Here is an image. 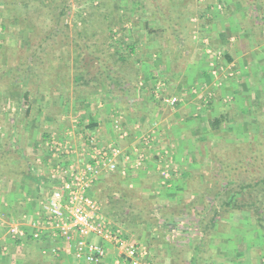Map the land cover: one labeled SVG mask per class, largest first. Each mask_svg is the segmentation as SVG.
Returning <instances> with one entry per match:
<instances>
[{
    "label": "crops",
    "instance_id": "0c3cea01",
    "mask_svg": "<svg viewBox=\"0 0 264 264\" xmlns=\"http://www.w3.org/2000/svg\"><path fill=\"white\" fill-rule=\"evenodd\" d=\"M223 1L228 6L225 5L226 9L220 18L229 23L223 25L222 31L227 32L221 31L213 38V25L207 26L205 32L212 35L211 44L214 47H210L211 50H215L218 45L225 49V54L222 52L223 55L217 59L218 64L212 67L211 54L207 53L209 57L201 59L194 52L188 64L181 68L167 66V69L161 71L155 65H142L135 88L129 96L127 92L121 96L110 95L102 85L94 89L80 85L77 87L71 75L67 77V87L62 89L64 94L52 87L51 91L46 90L39 96V75L38 79L28 77V82H31L22 84L20 74L25 72L21 68H13L7 64L0 66V264H87L72 256L66 250V245L50 237L43 227L38 238L32 237L39 230L32 223L43 217L40 201L51 191L48 177L52 163L49 162L51 160L47 151L44 152L45 148H42L46 137L54 135L78 150L88 137H92L101 146L117 144L124 150L136 147L145 155L143 167L147 173L160 171L159 162L163 157H168L167 154L171 152L174 156L184 150L188 152V137L196 139L205 135V123L208 124L215 114L222 113L218 109L223 105V100L226 101L223 95L234 98L232 101L236 106L229 112L232 111L235 120L240 121L235 125L244 121L235 128V133L238 129L237 135L247 137L248 131L242 128L243 124L255 120L256 115L252 113L258 111L256 104H264V0H258L254 5L252 2L246 4L245 0ZM256 8L261 10L263 20L262 16H252L257 12ZM230 9L237 11L232 13ZM236 15L241 16L243 26L234 21ZM4 24L0 23V30L3 28V33H0V53L10 56L8 45L13 40V35L4 33ZM226 55L233 62L238 75L228 80L225 78L223 84L217 81L212 70L215 68L219 73L222 65L225 69L231 68L228 64L231 62L224 58ZM229 71L234 76V69ZM158 76L165 79L163 93L179 98L174 107L162 105L154 97L153 82ZM23 77L27 80V76ZM31 84L34 85L33 93ZM206 88L215 89L213 100L210 98L212 96H207L211 95V90ZM202 99L209 103L213 101L211 110L209 105L204 107ZM63 104L65 107L62 109L58 107ZM17 105L26 109L34 106L37 111L39 106H47V109L43 110L40 118L39 112H35L30 119L27 117L31 111L27 110V120L20 119L19 122L14 113ZM48 106L54 107L49 110ZM54 118L56 120L53 122ZM117 121L127 134L124 138H118ZM39 124H44L45 130L39 131ZM16 145L21 148L22 155L30 160V167L25 171L18 170L16 162L11 165L14 162L10 161V151ZM70 160L75 162L74 156ZM172 171L173 168L170 169V178L173 177ZM11 227L24 230L26 235L12 237L9 231ZM94 238L96 237H90L89 240L101 242ZM104 246L107 256L101 264H116L118 250L107 243ZM54 247H59L60 252L53 254ZM236 259L238 264H253V258L241 261L238 255Z\"/></svg>",
    "mask_w": 264,
    "mask_h": 264
},
{
    "label": "rangeland",
    "instance_id": "374dc122",
    "mask_svg": "<svg viewBox=\"0 0 264 264\" xmlns=\"http://www.w3.org/2000/svg\"><path fill=\"white\" fill-rule=\"evenodd\" d=\"M115 1L119 3L120 9L118 10V14L122 16L121 20L126 21L124 28L120 30V32L122 33H120V35H123L125 43L135 44L136 46L135 52L132 54V56H130L131 60L125 62L123 66H119L120 68H118V72L122 71L123 75H129L130 77H135L137 73V78L140 76L139 68L142 65H155L157 66L156 68L162 69L161 71L167 69V66H172L173 62L171 60V55L169 54L171 52L168 48H165V43H161V40L155 38L152 46L149 47V45H146L147 39L145 37V26L143 27L144 23L149 24L152 27H157L159 24L158 22L153 20H148V23H146V16L149 15L147 4L142 0H139V5H134L131 0ZM192 1L193 3H190L188 1L184 4L182 3V10L184 11V15L189 16L190 21L188 20L187 23H181V26L183 28L184 35L187 36L188 39L191 36V39L188 42L187 51L184 54H188L189 58L184 62L177 61V64H184L183 66H186L188 64L194 52L198 55V57L201 56V59L209 57V55H207L208 52L206 51L207 47L213 48L214 46L211 44L212 35L210 36L205 33L207 26H214V38V36L216 37L219 32L223 30V25H226L225 23L229 24L226 19L220 18V16L226 9V6H228L226 5V3H224L223 0ZM195 1L197 2V4L195 3ZM218 4L222 5L221 12L216 10L215 6H217ZM207 5H213V8L206 10L205 6ZM116 7V4L112 5V8L114 10L116 9ZM90 10L91 9L88 8L85 2L80 0H1L0 23H5L4 33L13 35V40H10L8 45V55L10 56H3V54L0 53V66H6L5 64H7L11 65V67L13 68H21V71L27 73L20 74V77H22L20 80L22 84H28L29 82H31H28V77H31L32 79L36 77L38 79L39 75V96L43 95V92L46 91V87L52 88L53 86L57 85V82L55 81L54 76H48L50 67L48 66L46 69L44 68V66L48 64L52 60V58H54L53 55L44 58L43 53H36V51L41 50L38 48L39 44L41 43L40 39H43L44 36H47V33L51 34V32H59L63 35H67L71 40L70 42L72 43V40H74V38L77 39L76 37H74V34H76L80 30L82 18L87 16ZM229 11L233 13V11L237 10L230 9ZM256 11L257 12L252 14V16L254 18L262 16L263 20V14L261 13V10H258L256 8ZM199 16H201L202 19H199ZM240 17V15H236V17H234L235 19H233L234 21H237L239 25L243 26V20ZM209 22H211V24H209ZM95 29L98 32L99 30H101L98 26H96ZM113 30H116V28H113ZM0 31V33H3V28ZM222 32H227V30ZM200 33H203L205 36L199 37ZM116 37L117 36L115 35L114 38ZM204 38L207 39L208 46L205 45ZM50 42L47 43L50 44ZM43 43H46V41L44 40L42 44ZM79 43H82V40ZM159 45L160 47L164 46V53L154 54L149 52L150 50L147 49L151 47L158 48ZM214 51L220 53L224 52L225 54L224 47L220 45L216 46ZM26 53L29 55L27 56ZM55 54H60V58H63L64 54L69 57L67 52L64 50L63 52H56ZM39 55L43 60L42 63L39 60ZM220 55H223V53ZM43 58L46 60H44ZM228 64L232 66L235 74L234 76L228 75L227 77L226 75L225 77L226 71L225 69H223L225 68V66L222 65L220 68V72L216 73V78H219V80H217L219 81V83L224 84L226 80L225 78H227L228 80L238 75L236 71L237 69H235L233 62ZM28 66L30 68V72H28L27 70ZM59 66L60 64L58 61L56 70H58ZM22 75L27 76V80ZM67 75L68 73H66L65 76ZM69 75H71V77L73 78L75 72L71 71ZM67 80L68 79L64 77L63 81L66 82ZM158 80L164 81L165 79L158 76L153 83L155 84V82H157ZM214 86L217 87V85ZM123 87L125 88V86ZM30 89L31 91L34 89L33 84L30 85ZM206 90H208V88H206ZM210 90L211 95L207 94V96H212L210 98L211 100H213V92L215 93V89L211 88L208 91ZM223 96L226 101L223 100V105L218 110L225 114V112H229L230 110H232L233 106H236V104L233 102L234 98L231 95ZM202 100L204 103V107L209 105L211 110L213 101L209 103L208 100ZM48 107L49 110H51L54 106ZM58 107L62 109L63 107H65V105L63 104ZM15 108L16 111L14 113L15 115H17L16 120L19 119L20 122V119H26L25 112L27 110L31 111L28 112L29 114L27 119H30L31 116L33 117L35 112H39L40 118L41 114L44 113L43 110L45 108L47 109V106H39V111H37V108H34V106L32 107V109H26L22 105H17ZM255 108L258 109V114L252 113V115H256V117L255 120L249 121V132H247V137L237 135V132L235 133V130H229V133L220 131L218 134H213L210 132L208 122V124L205 123V135L202 138L198 137L195 139L194 137H192L190 139V137H188L189 140L187 142L190 146V149H188V146L186 147V149H188V152L184 150L183 153L181 152L176 156H174V153L171 152V154H167L168 157H163V160L161 161V163L159 162V164L160 166H162L163 164H168L171 168H173V171L171 173L173 177L169 178L173 181V183H161L162 180H160V178L162 177L161 173H163L161 171L162 167L160 171H149L147 173L146 168L142 166L141 168L130 173L129 176H119L122 179L109 177V175L112 174H103L100 176V180L98 181L99 188L97 190V195L99 196L108 194L110 192L109 190L112 188H116L118 190H122L124 188L139 189L137 191L131 192V194L134 195V199H136V201L130 200L128 203H126L125 206H123V208L126 209L143 206V204L145 203L150 204L151 207L155 206V209H158L159 206L163 207V209L164 207L177 208L179 206V208H182L185 204L190 203L198 198L199 203L194 209L198 212L201 211L204 206H206L207 202L212 201V203L209 205V210L204 215L202 223L194 226L193 224L197 223V217H195V215L193 214H190L186 219V223H184L185 225H179L175 230L176 232L172 235L171 238L167 234H165V231L160 227L154 230H150L149 223L151 221L148 220L147 221L149 223H147L144 228H129L131 232L129 230L128 231L132 235L131 238L139 244H143L141 246L147 250L149 255L148 259L153 257L155 259V264H170V256L172 257V255L170 254L171 250L167 249L168 247L166 241L174 242L175 246L180 250L179 261L181 262V264H186L191 257L192 246L200 244V240L205 239V237L208 238H206V241L204 240L205 246L202 258L206 259L207 261L202 264H238L235 262L237 261L236 258L238 255L242 259L241 261H243L244 258H253V262L251 261L253 264H264V238L262 237L260 232H258V229L255 225V218L248 210L231 211L228 215L222 217V220H220L219 223L221 227L223 226L222 230H220L221 228L218 229V227L216 226L214 229L216 234H214L213 236V233H210L211 235L206 236H202L201 233V228L208 224L214 210H218L221 201L226 200L225 194L217 195L220 192L219 189H222L225 186L224 181L222 182V178H220L221 175L218 174L221 163L220 160L226 158L233 159L234 157H238V154L240 155L241 151L242 154H245L247 144L251 141H255V138L253 137V134H255L254 132H256V130L261 127L264 130V104H256ZM253 110L255 111V109H252V111ZM250 114L251 113H249V115ZM15 115H13V117ZM216 115L217 114H215L214 117ZM247 117L249 118L248 115ZM55 120L56 118L53 119V122ZM77 120H79V118ZM246 120L249 119L246 118ZM48 122L52 121L48 120ZM239 122L240 121L237 120L234 123V125L232 126L233 129L238 128V126L244 121H241L240 124L235 125ZM43 130H45L44 124H39V131ZM231 141L240 143V146L237 147L236 144H234L232 148L229 147L230 149H225L224 146L228 145ZM42 148H45L44 142ZM13 149L15 151H10V161H13L14 164L11 162L9 163H11V165H15L17 163L16 166H18V170L20 171L27 170V168L30 167L28 162L30 160L26 156L22 155L21 148L19 146L16 145V147H13ZM43 150L44 152L47 151L46 148ZM219 155L220 157H218ZM253 172L255 173V176H257L255 178L264 176V166L262 165L260 166V168L252 170V173ZM184 174H189L190 176L186 177ZM249 177L250 176L245 175L242 170L237 171L236 176H233L234 180L237 181L236 184H239L240 182H248ZM236 184L231 185L225 189L238 191ZM105 202V199L104 201L101 200L100 205L103 206ZM129 204H131L132 207H128ZM118 206L116 207V209L119 208ZM108 208L109 205L107 204L105 211L108 210ZM116 209H113V212L115 214H117ZM121 212H123V210ZM148 218L160 222L165 218H169V216L162 217V215L157 211L151 213ZM218 230L220 231L218 232ZM163 234H165V236H163ZM94 240L100 241V239L98 238H94Z\"/></svg>",
    "mask_w": 264,
    "mask_h": 264
},
{
    "label": "trees",
    "instance_id": "16d2710c",
    "mask_svg": "<svg viewBox=\"0 0 264 264\" xmlns=\"http://www.w3.org/2000/svg\"><path fill=\"white\" fill-rule=\"evenodd\" d=\"M84 1L85 4L91 10L88 12L87 16L82 18L80 30L74 34V40L71 43L70 38L67 35H63L59 32L47 33V36H44L43 39H40L39 44V53H43V57H49L53 55L54 58L44 66L46 69L50 67V72L48 76L55 77L57 85L53 86L60 93L64 94L62 89L67 87V83L63 81L64 77H68L70 71L75 72L73 79L77 87L82 86L86 88H97L101 85L105 88V91L110 95L121 96V94L129 93L135 88V77H130L129 75H123L122 71L118 72L119 66H123L125 62L130 59V56L135 52V44L125 43L123 35H120V30L124 28L126 21L121 20L122 16L118 14L119 3L115 0H80ZM129 1V0H128ZM134 5H139V0H131ZM130 1V2H131ZM147 4V10L149 15L146 16L148 20L158 22L157 27H152L149 24L143 25L145 29V37L147 39L146 45L152 46L155 38L161 40V43H165V48H168L171 53V60L173 62L172 67L181 68L184 64H177V61L184 62L189 58V55L185 54L187 51L188 42L191 39V36L188 37L184 35L183 28L181 23H187L189 16L184 15L182 10V3L190 2L192 0H142ZM244 0H242L243 2ZM247 3L256 4L258 0H245ZM117 2V3H116ZM148 2V3H147ZM197 4V2L195 1ZM116 4V9L112 8V5ZM206 10L213 8V5L205 6ZM199 19H202L199 16ZM190 21V20H189ZM98 26L101 30L99 32L95 29ZM116 28V30H113ZM79 29V28H78ZM108 31V34H107ZM122 34V33H121ZM117 36L114 38V36ZM159 37H158V36ZM100 36V37H99ZM205 36L203 33L199 34V37ZM82 43H79L81 40ZM46 43H43V41ZM51 41V42H50ZM47 42H50L48 44ZM163 47L158 46V48L151 47L147 48L149 52L154 54H161L163 52ZM37 48V49H38ZM66 51L67 55H63V58H60V54L56 55V52ZM41 51V52H40ZM63 54V53H62ZM43 58V59H44ZM60 58V59H59ZM70 58V59H69ZM228 62L231 60L226 55L224 57ZM39 60L42 63L43 60L39 55ZM46 60V59H44ZM57 60V61H56ZM59 61L60 66L56 70L57 62ZM134 66V65H132ZM140 69V68H139ZM30 72V68H27ZM66 73H68L67 76ZM68 79V78H67ZM68 82V81H67ZM125 86V88L123 87ZM46 87L45 90H50ZM66 89V88H65ZM127 92V93H126ZM63 96V95H62ZM125 111V109H121ZM255 114H258L256 111ZM233 112L221 113L209 122L210 132L215 134L221 132L229 133L233 131V125L237 121L232 116ZM249 123L246 122L243 124L242 128L249 132ZM259 128V126H258ZM239 131L238 129L236 130ZM253 134L255 141H251L247 144L246 153L233 159H223L220 160V168L218 174L221 175L222 182L224 181L225 186L222 189H219V194L226 196V200L221 201L220 207L218 210H214L208 224L202 227L201 233L202 236L216 234L215 227L222 230L220 226V220L222 217H225L231 211H245L248 210L252 213V216L255 218V225L258 229V232L264 238V176L255 178V173H252V170L264 166V130L261 128L257 129ZM224 135V134H223ZM48 138V137H46ZM45 138V139H46ZM222 138V136H221ZM254 140V139H253ZM240 146V143H235L231 141L228 145H225V149L232 148L233 145ZM235 147V146H234ZM229 148V149H230ZM220 157V155L218 156ZM225 160V161H224ZM259 166V167H258ZM242 170L245 175L250 176L248 182H240L236 184L233 176H236V172ZM186 177L190 176L189 174H184ZM118 174L109 175L111 178H121ZM122 179V178H121ZM168 182L173 183L172 180ZM237 185L238 191H231L230 189L226 190L231 185ZM99 182L96 183L91 191L90 196L101 204V200H106L105 204L101 206L103 215L110 220L115 225H118L123 228L124 234L127 237H132L131 227H145L148 221L150 230L157 229L160 227L165 231L170 238L176 232L175 230L179 225H185L186 219L190 214L197 217V223L193 224L196 226L203 222L204 215L209 210V205L212 201L207 202L206 206L202 208L201 211H195L199 203V199L185 204L182 208H166L160 207L155 209V206L151 207L150 204L145 203L143 206H137L136 208L126 209L123 208L126 203L130 200L136 201L134 195L131 192L137 191V188H124V189H110L108 194L103 196L97 195ZM143 189V188H142ZM141 189V190H142ZM217 197V196H215ZM204 201V200H200ZM107 204L109 205L108 210L105 211ZM119 205V206H118ZM153 205V204H152ZM119 207L116 209V207ZM132 207L131 204L128 207ZM113 209H116L117 214L113 212ZM123 210V212H121ZM159 212L162 217L169 216L160 222L157 220L149 219L148 217L153 212ZM113 214V215H112ZM190 219V217H189ZM148 220V221H147ZM190 225V224H188ZM130 232H129V231ZM218 230V232L220 231ZM217 232V233H218ZM211 233V234H210ZM163 234V236H165ZM208 237L200 240V244L192 246V254L189 261L186 264H202L207 260L202 258L205 242ZM167 242V249H170V254L172 255L170 264H181L179 261L180 250L175 246L174 242ZM165 242V243H166ZM150 264H155V259H148ZM203 261V262H202Z\"/></svg>",
    "mask_w": 264,
    "mask_h": 264
},
{
    "label": "built area",
    "instance_id": "2783aa9c",
    "mask_svg": "<svg viewBox=\"0 0 264 264\" xmlns=\"http://www.w3.org/2000/svg\"><path fill=\"white\" fill-rule=\"evenodd\" d=\"M215 7L221 12V4ZM204 43L208 46L205 38ZM206 51L213 57L212 67L218 64L217 59L221 53L211 50L210 47ZM231 68H223L226 71L225 77L232 76L229 71L233 70ZM216 73L214 68L212 74L216 76ZM165 87V82L158 80L152 93L162 105L174 107L179 98L163 93ZM116 129L119 139L127 135L118 125V121ZM44 145L50 156L49 162L52 163L48 177L51 191L40 201L43 217L32 223L33 227L39 228L32 237L38 238L43 227L50 237L62 241L72 256L87 264H101L105 260V243L118 250L116 264H150L147 250L131 237H127L122 227L108 220L103 215L100 204L90 196L99 176L118 174L126 177L144 166L145 155L136 147L124 150L117 144L98 145L92 137L86 138L80 150L67 141H60L54 135H50ZM72 156L75 162L70 160ZM161 167V183L169 184L171 167L168 164ZM9 231L12 237L26 235L18 227H11ZM90 237H96L101 242L94 243L89 240ZM59 252V247L52 249L53 254Z\"/></svg>",
    "mask_w": 264,
    "mask_h": 264
}]
</instances>
